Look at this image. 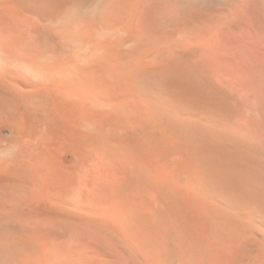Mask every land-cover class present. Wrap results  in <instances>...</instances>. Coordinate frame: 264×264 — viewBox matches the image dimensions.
Instances as JSON below:
<instances>
[{
  "label": "bare ground",
  "instance_id": "bare-ground-1",
  "mask_svg": "<svg viewBox=\"0 0 264 264\" xmlns=\"http://www.w3.org/2000/svg\"><path fill=\"white\" fill-rule=\"evenodd\" d=\"M0 264H264V0H0Z\"/></svg>",
  "mask_w": 264,
  "mask_h": 264
}]
</instances>
